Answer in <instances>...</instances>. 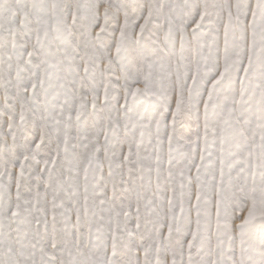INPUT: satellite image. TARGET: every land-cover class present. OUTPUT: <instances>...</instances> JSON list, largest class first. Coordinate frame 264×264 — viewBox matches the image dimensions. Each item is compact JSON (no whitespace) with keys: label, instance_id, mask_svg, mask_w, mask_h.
Returning a JSON list of instances; mask_svg holds the SVG:
<instances>
[{"label":"snow or ice","instance_id":"1","mask_svg":"<svg viewBox=\"0 0 264 264\" xmlns=\"http://www.w3.org/2000/svg\"><path fill=\"white\" fill-rule=\"evenodd\" d=\"M0 264H264V0H0Z\"/></svg>","mask_w":264,"mask_h":264}]
</instances>
